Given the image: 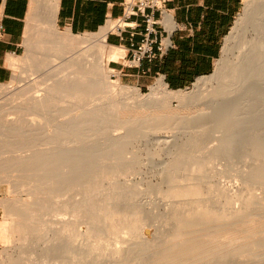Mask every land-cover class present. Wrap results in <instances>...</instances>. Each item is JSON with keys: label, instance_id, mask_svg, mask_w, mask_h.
Instances as JSON below:
<instances>
[{"label": "rangeland", "instance_id": "obj_1", "mask_svg": "<svg viewBox=\"0 0 264 264\" xmlns=\"http://www.w3.org/2000/svg\"><path fill=\"white\" fill-rule=\"evenodd\" d=\"M252 1L244 0L243 9L223 43L222 55L217 61L215 72L194 82L187 89H169L171 92L182 91L186 95H191L198 91V87L203 82L206 83L208 91H213L219 86L221 74L224 73L227 63L240 59V50L236 46L235 39L239 42V38H242L247 30V22L251 15L250 2ZM27 31L28 24L23 50L19 56L14 58L17 61V66H10L13 71L12 80L0 84L3 87H1L2 94H0V228L13 230L9 243L11 247L6 244L5 236L3 237L5 231L2 233L0 229V258L2 257V260H7L5 253L8 251L15 256L14 259L17 258L15 261L19 264H75L81 259L86 260L87 264H102L106 261L114 263L115 260H119L114 254L115 250L123 248L127 249V254H129L125 257L126 260L124 258L125 264H173L172 261L177 264H264V119L263 123L260 122L256 128L244 131L243 141L232 143L231 146H228L229 149L225 148L223 152L226 151L225 154L228 157L221 158L216 162H207L204 164L203 171L195 172L194 175L190 172L191 166L186 170L187 173L183 170H173L174 168L170 172L172 165L174 167L177 165L175 163L179 161L175 162L174 159L183 157L188 145L197 143L200 144V148H206L209 144L213 145L212 142L217 145L227 137L226 128L230 120L228 106L218 108L215 116L210 112L200 118L199 113L207 105L197 104L190 109L179 111L185 117L181 124L182 127H174L175 122L170 123L171 125H160L163 129L156 125L155 130L159 128L160 130L157 133L147 134V132L140 131L142 128L140 126H135L139 127L138 130L131 127V123L127 124L129 126L126 125L131 130L125 128L124 123L115 125L112 122L114 120L113 112L117 106H120L115 103L113 108L99 112L95 122L88 123L89 126L85 123L86 127L81 124V130L70 129L66 125L67 121L79 118L89 108H91L89 112H92L98 106L104 105L107 99L96 95L85 100L86 97L78 98L76 96V98L72 92L66 96L65 93L70 92L59 82L69 76L71 72L69 67H65V65L69 66L66 64L69 59L66 57L56 59L51 65L49 64L50 66L38 70L34 67L38 62H34L33 56L36 55L42 59L45 53L51 51L42 47L41 44L38 45V48L27 44L29 37ZM58 32L61 35L69 34L75 40L95 41L101 35L100 32L72 34L60 29ZM254 36L255 34L249 33V42L253 40ZM114 47L109 45L108 52H111ZM51 59L54 60V58ZM110 62L112 61L108 62V59L105 62L106 74L111 81L117 82L119 81L118 73L111 69ZM155 85L156 83L146 91L138 87L132 88L140 89L143 95H150ZM52 86L54 91H52ZM46 92H50L51 99ZM62 94L65 95L62 96ZM73 95L75 99L72 97ZM116 95L117 93H114L112 98H115ZM63 99L65 100L63 101ZM57 100H62V102H56ZM43 103L48 106L45 107L46 109ZM82 104H85L84 108ZM33 105H35L34 109L38 107L40 110H33ZM23 106L28 109L30 106L32 109H24ZM10 118L13 119V122ZM125 119L127 123L128 118ZM185 125H192L191 131L187 132L184 129ZM113 136L115 139L111 141L110 138ZM108 138L112 143L106 142L109 140ZM104 143L110 144L111 147ZM102 145H105L106 148ZM101 146L103 151L99 149ZM170 150H172V156H169ZM96 155L98 156L96 157ZM39 156L42 158L41 160ZM22 157H26L28 161ZM29 157L34 158V161ZM15 158L25 160L23 164H18L19 161L16 162ZM43 158L47 159L44 161ZM166 164L171 166L170 169ZM17 166L21 170L25 169L22 172ZM185 173L190 177L192 174L195 181L203 183L204 190L215 189V184L219 183L231 187L234 191H239L244 188L245 182H253L254 185H251L253 189L251 187L250 189L261 195L262 201L254 206L252 215L246 222L252 221L251 223L255 224V229L249 235L247 234L248 236L243 234L240 227L229 233L228 238L243 237L236 245H225L223 243L225 237L216 240V237L222 236L224 227L221 224L227 219L226 216L230 213L231 206L227 204L228 201L225 198L219 200L217 193L213 192L206 199L204 196L203 202L212 208L221 202L219 205L222 206L220 209L222 219L218 221L221 226L216 222L212 225V230L211 228L208 229L209 231L206 230L209 232L208 236L203 235L199 239L201 234H206V232L200 231L199 235L193 233L197 237L194 239L195 236H190L192 238H189L190 241L185 245H145V247H143L144 245L142 247L141 245H127L126 241L131 237L130 222L119 218L129 207L131 187L141 188L144 192L140 196L141 198L137 199L138 202L135 201V204L138 208H142V223L144 222L146 233L164 243L173 228V223L169 224L168 221L173 212L172 205L169 206L172 201L169 199L168 202L167 200L171 192L166 183L167 180H171V178L168 179L169 176L173 178L176 175H185ZM13 199L22 204H30L31 211L11 217L8 213L9 210H6L8 209L6 203ZM142 204L143 206H141ZM235 205L240 206L241 202H237ZM254 213H256L255 217ZM4 223L7 227L3 225ZM21 225L28 229L26 231L17 229L16 232L15 226ZM112 226L115 227L117 233L112 231L114 229ZM250 234L253 235L252 238H248L251 236ZM211 237L215 240L213 241ZM247 239L250 242H247ZM195 242L198 245H194ZM125 246L127 247L125 248ZM181 247H184L183 252H181L182 249L176 251ZM131 248L133 250L136 248V250L133 252ZM147 250L151 252H145ZM169 250L173 252L175 250L176 253L174 252L173 255L170 252L169 254ZM177 252L180 254L178 255ZM166 257L168 259H165ZM170 258L174 259L170 261ZM164 260L166 262L169 260L170 263H166Z\"/></svg>", "mask_w": 264, "mask_h": 264}, {"label": "bare ground", "instance_id": "obj_2", "mask_svg": "<svg viewBox=\"0 0 264 264\" xmlns=\"http://www.w3.org/2000/svg\"><path fill=\"white\" fill-rule=\"evenodd\" d=\"M58 2H59V0H32L31 1L30 15L28 17V22H27V24H28V31L27 32H29V37L27 38V44H29L33 48H38L39 47L38 45L41 44L42 47L44 46V47H46V49H49L51 51L49 53H45V55L42 59L37 57L36 55H34L33 56L34 62H38L37 65H35L34 67L37 68L38 70H41V69L46 68L49 64L51 65L54 61H56V59L66 57L67 59H69V62L66 63V64H69V66L65 65V67L66 68L69 67L68 69H70L71 72H70V74L68 73L69 76L64 77L59 82V84L62 85L63 87H67L65 89L69 90L70 93H65V94H67L66 96H69L68 94H71V92H72L75 95V97L76 96H78V98H80V97L85 98L86 97L85 100H87L93 96H96V95L103 96L104 98L107 99L106 103H104V105L98 106L92 112H89V110L91 109V108H89V109L85 110L83 115H81L79 118H73V119L67 121L66 125H68V128H70V129L76 128L79 130L80 127L82 128L81 124H83V126H85V125L89 126V124L95 122L96 117L98 116L99 112H103L106 109L113 108L115 103L120 104V106H117L116 110H114V112H113L114 120H112V122L115 123V125H117L119 123L120 124L124 123V126L126 128L127 126H129L127 124L131 123V125H132L131 127L140 126V127H142L140 129V131H144L145 133L147 132V134H149L150 132H153V133L156 132L157 133L161 128L160 125H163V126L165 124L169 125L170 123L172 124L174 122H175V124H173V126L176 128L177 127L179 128L181 126L183 120L185 119V117L182 116V114H180L179 111L184 110V109L185 110L190 109L195 105L197 106V104H206L207 105V107L199 113L200 118H202L203 116H205L207 113H210V112L212 115L215 116V113H216L218 108L228 106L229 107L228 116H229L230 120H229L227 128H226V130L228 131V135H227V137H225V139L220 141V143L217 145H214V143L212 142L211 144H213L214 146L209 144V145H207L206 148H200V144L198 145L197 143L188 145L187 149L185 151V154H183L184 156L183 157L181 156L177 160L174 159L175 162L179 160L178 161L179 163L174 162L177 165H174V167L172 165V167H171V166H168L169 164H166L169 167V169L171 167L170 172L172 171V168H174L173 170H175V169L176 170H183V172H184L191 166L190 172H192V174L194 175L195 172L203 171L204 164H206L207 162L208 163L209 162H216V161L220 160L221 158H224L226 156L228 157V155L225 154L226 151L223 152L225 150V148H228V146H231L232 143H236V142L242 140V138H243L242 135H243L244 131H246L247 129L256 128L257 125L259 126L260 122L263 123L262 120L264 119V0H253L252 2H250L251 15H250L249 21L247 22V30H246L244 36L242 38H239V42H238V40L235 39L236 46H237L238 50H240V59L230 61L229 63H227V65L224 69L225 70L224 73L221 74L222 76L220 77L221 78L220 79L221 81L219 82L220 84L215 90L208 91L206 88L207 87L206 83L203 82L198 87V91L194 94H191V95H186V94L182 93V91L181 92H175V93L171 92L169 90V87L165 84V82L162 79L158 80L156 82V85L154 86V88L152 90L153 92L150 95H143L141 93L140 89L124 86L119 81H117V82L111 81L109 76L106 74L105 62L107 61V59H108V62L109 61H117L120 58L125 56L124 49L120 48V47H114V49L111 52H108L109 43L107 41V37H108L109 32L114 28L115 23L113 21H108L109 23H107V25L101 29V31H100L101 35L95 41L75 40V39H73L74 37L72 38L69 34L61 35L58 32V27H57V23H56ZM247 32H248V35H249V33L255 34L253 40H251L250 42L248 39ZM232 47H233V45H232ZM37 52H38V50H37ZM51 58H54V60H52ZM15 66H17V65H15ZM70 70H68V71H70ZM1 87L2 86L0 85V94H2ZM52 89H53V86H52ZM59 89H61V88H59ZM52 91H54V89ZM52 93H54V92H52ZM57 93H56V96H57ZM114 93H117V95L115 98H112V95H114ZM46 94L49 97L51 96V95H49L50 92H46ZM65 94H62V96H64ZM74 95L72 97H74ZM41 96H43V95H41ZM72 97H70V98H72ZM75 97H74V99H75ZM39 98L43 99L40 96H39ZM59 98H56V99H59ZM50 99H51V97H50ZM52 99L55 100V98H52ZM64 100L65 99H63V101ZM58 101L62 102V100H57L56 102H58ZM52 103H54V102H52ZM41 104H42V102H41ZM41 104L39 103L40 106H41ZM44 104L45 103H43V105ZM39 105H36V106H39ZM24 106H26V105H24ZM24 106H23V108H24ZM46 106L47 105H44V108ZM84 106H85V104L83 105V108H84ZM34 107H35V105H33V110L38 109V107H36L35 109H34ZM62 107H64V106H62ZM62 107H60V108H62ZM79 107L80 108L82 107L81 104ZM20 108H22V107L20 106ZM26 108L27 107H25L24 109H26ZM29 108L32 109L30 106H29ZM30 109H28V110H30ZM38 110H40V109H38ZM61 110H63V109H61ZM53 111H55V110H53ZM126 111H127V113H126ZM26 112H27V110H26ZM45 112H46V110H45ZM58 113H59V111H58ZM29 116H31V115H29ZM11 118H10V120H11ZM125 118H128L127 123H126ZM105 121H106V119H105ZM85 123H87V124H85ZM156 125L158 127H160L157 130H155V127H157ZM63 126L65 128L64 124H63ZM191 126L185 125L184 129L187 132L191 131V129H192ZM260 126H261V124H260ZM26 128H27V126H26ZM47 128H48V126H47ZM135 128H137V130L139 129V127H135ZM57 129L59 130V128H57ZM127 129L131 130L129 127H127ZM161 129H163V128H161ZM174 130H175V128H174ZM133 131H134V128L132 129V133H133ZM127 132H129V131H127ZM114 137L115 136L110 138L111 141H114V139H115ZM119 138L121 139V137H119ZM110 139L107 140L106 142L108 143V141H109V143H112L110 141ZM119 142H120V140L118 141V143ZM240 142H238V143H240ZM107 143H104V144L106 146L109 145V147H111L110 144L107 145ZM105 145H102V146H104L106 148ZM102 146H101V148H99L101 151H103ZM112 147H114V146L112 145ZM99 149H98V152H100ZM239 150H240V148H239ZM243 151H246V150H243ZM169 152H170L169 156H172L173 155L172 150H170ZM171 153H172V155H171ZM15 155H16V153H15ZM97 156L98 155H96V157ZM20 158H18V159L15 158L16 162L19 161L18 164H20V163L23 164V161L25 159L28 161V159L26 157H22L25 159H20ZM29 159L33 160L31 157H29ZM39 159L41 160L42 158L40 157ZM46 159L43 158L44 161ZM12 160H14V159H12ZM31 160H29L30 163H31ZM52 160H54V159H52ZM14 161H12V162H14ZM20 161H22V162H20ZM26 162H24V163H26ZM29 162H27V163H29ZM170 164H171V162H170ZM187 164H189V165H187ZM190 164H192V165H190ZM14 167H16V166H14ZM19 167H20V165H19ZM19 167L17 166V168H19ZM23 169H25V168H22V170ZM165 169H167V168H165ZM165 169H164V171H165ZM19 170L22 171L20 168H19ZM176 173H178V172H176ZM186 173H187V171H186ZM186 173H185V175L183 174L182 176H179V175L174 176L177 179L176 178L174 179V177L172 178V176L171 177L169 176L168 179L171 178L172 181L167 180L168 182L166 183L168 190L171 192L170 195L167 197L168 199L167 198L166 199L168 200V202H169V199L172 201V202L170 201L171 204H169V206L172 205L171 210L173 212L172 214L168 213V214L172 215L171 218L168 216L170 218L168 221H169V224L173 223V228L171 227L172 232L167 237L168 239L166 238L167 241L164 243L154 239L152 236H150L148 233H146V230L143 226L144 222L142 223V221H143L142 220L143 215H142V210H141L142 208L141 209L138 208L137 204H135V201H137V199L140 196H142V194H144V192L141 190V188H138V187L132 188L131 187L132 191L130 194L129 207L126 208V210L123 212L122 217L119 218L120 220L123 219V220H128L130 222L131 237H130V239H128L126 241L127 245H129V246H133V245H139L140 246L141 245V247H142V245H144L143 247H145V245H147V246L148 245H150V246L151 245H168V246L169 245H171V246L172 245H185V243L188 244V241H190L189 238H192L190 236H193V237L195 236L194 237V239H195L197 236L194 234L197 233L199 235L198 232H200V231L201 232L205 231L206 234L202 233L201 234L202 236H200V237L198 236L199 239L202 238L203 235L209 234V232H207V231H209L208 229L211 228L213 224H216V222L218 223L217 225H219V226L222 225L224 227V230L221 228V230H223L222 236L216 237L215 239L218 240L219 238L223 239L225 237V239L228 240V241H226L225 239H223V243L225 245H236V243L239 242L241 239H243V237L228 238L229 233L233 232L234 230H237V228L240 227V228H242L243 234L249 235V233H251L255 229V224L251 223L252 221L246 222V220L252 215V210L254 209V206L262 201V196L258 195L255 192V190L254 191L252 190L253 189L252 186L254 185L253 182L249 181V182H245V184L243 183L244 188L242 189L240 187L241 189L239 191H234L231 187H227V186H224V185L219 184V183L215 184V189L204 190L203 183L195 181V179L192 178V176H193L192 174L190 177V175H187ZM12 177H14V176H12ZM250 187L252 189H250ZM94 188H96V187H94ZM213 192L217 193L219 200H220V198L221 199L225 198L228 201L227 204H230V206H231L230 213H228L227 216L225 215L227 219H225L222 224L220 222H218V221H220V219H222V217H220V209H222V206L219 205V203H221V202H219L215 207L213 206L214 208L209 207L208 205L204 204V202H203L204 196L206 199V197L211 195ZM127 201H129V200H127ZM237 202H241V205L240 206L235 205ZM6 205L8 208L6 210L7 211L9 210L8 213H10L11 217L12 216H18V215L20 216V215H22V213L27 214L31 211L30 204L29 205L28 204H22V203H19V201L18 202L15 201V199L7 202ZM93 205H92V207H93ZM98 206H99V204H98ZM141 206H143V204ZM173 210L175 211V213ZM20 212H21V214H20ZM255 214L256 213L253 214L254 217H255ZM5 223L7 224L6 221H5ZM5 223L3 225H5ZM15 225H16V223H15ZM5 227H7V226L5 225ZM15 228H14L15 231L17 229L21 230V231H26L28 229L27 227H25L23 225L18 226V227L15 226ZM112 228H114L112 231L114 233H117V231L115 230V227L112 226ZM5 229L6 228H4V230H3V228H2L1 230H2V233L5 231V234L3 233V237L5 236L4 237L5 242L8 245L10 243V240H11L10 239L11 231H13V230H5ZM1 230H0V232H1ZM211 230H212V228H211ZM32 233H33V231H32ZM60 235H61V233H60ZM252 237H253V235L249 236L248 238H252ZM211 238H213V237H211ZM204 239L205 238H203V240ZM215 239L213 238V241ZM196 240H198V239H196ZM199 241H198V243H199ZM200 242H202V241H200ZM206 242H207V240H206ZM247 242H250V241L248 240ZM191 243H193V242L191 241ZM207 244L209 245V243H207ZM194 245H198V244H196V242H195ZM202 245H203V243H202ZM211 245H212V243H211ZM126 247L127 246H125V248ZM152 247H154V246H152ZM183 248L181 247L180 249H178L176 251H179L182 249L181 252H183L184 251ZM173 249H174V246L172 247V250ZM92 250H94V249H92ZM132 250H130V251H132ZM135 250H136V248H135ZM135 250H133V252ZM167 250H168V248H167ZM226 250H228V249H226ZM148 251L149 250H147L145 252H148ZM127 252H128L127 249L117 248V250H115L114 254L116 255V259L119 258V260H117V261L115 260L114 263H109L106 261L102 264H122V263L125 264L124 258L127 255H129V254H127ZM149 252H151V251H149ZM168 252H169V254H170V252H172V254L174 255L175 250H174V252L171 250H169ZM143 253H144V251H143ZM114 254H113V256H114ZM130 254H132V253H130ZM177 254H178V252H177ZM179 254H180V252H179ZM5 255H6L7 260H2L1 259L2 257H1L0 258L1 259L0 264H19V262H16L17 258L14 259L15 256L13 254L8 253V251H7L5 253ZM165 255H166V253H165ZM130 256H129V258H130ZM169 257H170V255H169ZM174 258H176V257H174ZM165 259H168V257H166ZM173 259L170 258L169 260L171 261ZM125 260H126V258H125ZM169 260H167V262H169ZM176 260H177V258H176ZM85 261L81 259V260L76 261L75 264H87V262H85ZM164 261L166 262V260H164ZM172 263L177 264L176 262H173V261H172Z\"/></svg>", "mask_w": 264, "mask_h": 264}, {"label": "crops", "instance_id": "obj_3", "mask_svg": "<svg viewBox=\"0 0 264 264\" xmlns=\"http://www.w3.org/2000/svg\"><path fill=\"white\" fill-rule=\"evenodd\" d=\"M32 0H0V20L4 34L0 40V84L12 80L15 57L23 42ZM123 0H59L56 23L72 34L99 33L123 13ZM244 0H168L158 14L159 32L170 43L166 55L145 61L141 68L128 62V38L108 34L110 46L123 48L126 55L110 62L120 83L148 90L159 79L171 90L187 89L201 78L212 75L222 55L223 43L243 9ZM140 39L139 37L137 38Z\"/></svg>", "mask_w": 264, "mask_h": 264}, {"label": "built area", "instance_id": "obj_4", "mask_svg": "<svg viewBox=\"0 0 264 264\" xmlns=\"http://www.w3.org/2000/svg\"><path fill=\"white\" fill-rule=\"evenodd\" d=\"M166 1L168 0H123L122 15L109 20L115 23L109 34H114L123 41L125 34L129 36L130 66L141 68L145 61L162 59L171 47L170 41L157 28L160 22L158 14ZM3 34L4 26L0 20V40Z\"/></svg>", "mask_w": 264, "mask_h": 264}]
</instances>
